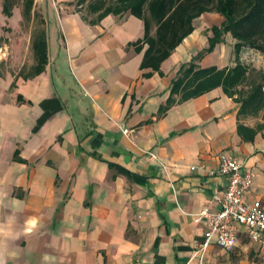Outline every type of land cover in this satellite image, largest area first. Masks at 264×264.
Masks as SVG:
<instances>
[{
  "label": "crops",
  "instance_id": "1",
  "mask_svg": "<svg viewBox=\"0 0 264 264\" xmlns=\"http://www.w3.org/2000/svg\"><path fill=\"white\" fill-rule=\"evenodd\" d=\"M76 2L33 0L25 14V0L22 11L10 1L7 16L0 0V223L19 236L8 264H261L242 228L231 250L214 239L202 249L206 223L194 216L217 210L222 157L253 172L247 197L264 206V128L242 141L240 105L220 87L161 110L179 68L208 46L197 21L224 18L202 14L155 71L141 67L147 45H130L142 20L90 24L96 14ZM41 32L47 63L34 75ZM233 43L194 63L233 66Z\"/></svg>",
  "mask_w": 264,
  "mask_h": 264
},
{
  "label": "trees",
  "instance_id": "2",
  "mask_svg": "<svg viewBox=\"0 0 264 264\" xmlns=\"http://www.w3.org/2000/svg\"><path fill=\"white\" fill-rule=\"evenodd\" d=\"M32 2L25 0V14L29 13ZM11 6L10 0H4L5 15H10ZM76 6H85L87 15L96 14L94 19L89 20L90 24L97 23L109 14H130L142 20L143 38L130 45L136 52L147 45L141 67H151L155 71L193 32V23L197 18L204 13L219 14L224 20L219 26L208 29V46L191 62L179 68L171 82L169 99L161 110L166 111L175 103H182L220 87L226 96L240 105L237 134L242 141H252L257 132L264 128L263 76L259 80L253 79L251 68L238 60L244 49L264 55V0H77ZM226 34L234 40L235 64L224 68L197 66L194 60L211 53L217 44L224 42ZM32 47L36 59L34 75H37L47 63V45L42 32L35 38ZM259 113H262L263 122L255 127L241 122V119L256 117Z\"/></svg>",
  "mask_w": 264,
  "mask_h": 264
},
{
  "label": "built area",
  "instance_id": "3",
  "mask_svg": "<svg viewBox=\"0 0 264 264\" xmlns=\"http://www.w3.org/2000/svg\"><path fill=\"white\" fill-rule=\"evenodd\" d=\"M241 168V163L234 157L218 160L213 173L223 176L226 186L212 197L217 210L204 209L194 216V220H204L206 223L202 249L214 239L220 248L231 250L235 246L239 228H242L251 242L263 248L261 264H264V206L258 199H248L254 174Z\"/></svg>",
  "mask_w": 264,
  "mask_h": 264
},
{
  "label": "rangeland",
  "instance_id": "4",
  "mask_svg": "<svg viewBox=\"0 0 264 264\" xmlns=\"http://www.w3.org/2000/svg\"><path fill=\"white\" fill-rule=\"evenodd\" d=\"M13 1L14 3H16L15 5H17L21 11L24 8V0H10ZM85 15L86 10L83 12ZM221 20H217V19H213V20H198L197 23L200 24L203 27L202 32L207 35V31L208 29L212 26V25H218L220 23ZM210 35V33H209ZM224 38H229L230 40V35H225ZM8 42V41H7ZM9 43V42H8ZM226 43H228L226 41ZM231 59L232 62H236V57H235V53H234V49H233V44H232V50H231ZM240 62L248 65L251 70H252V74H253V79L255 80H259L261 78V76H263V83H264V55L260 54L257 51L254 50H250V49H244L240 55H239V59ZM4 63H6V65H10V57H8ZM264 89V87H263ZM262 118V113H259L256 117H246L245 120L246 122H251V123H260V120Z\"/></svg>",
  "mask_w": 264,
  "mask_h": 264
},
{
  "label": "clouds",
  "instance_id": "5",
  "mask_svg": "<svg viewBox=\"0 0 264 264\" xmlns=\"http://www.w3.org/2000/svg\"><path fill=\"white\" fill-rule=\"evenodd\" d=\"M11 222L8 220L4 223H0V255H3V264H8L9 259H14L17 255L8 241L12 239H18V234H12L10 231Z\"/></svg>",
  "mask_w": 264,
  "mask_h": 264
}]
</instances>
